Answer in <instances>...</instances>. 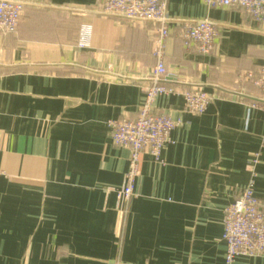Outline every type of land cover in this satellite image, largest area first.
Returning a JSON list of instances; mask_svg holds the SVG:
<instances>
[{
  "label": "crops",
  "instance_id": "obj_1",
  "mask_svg": "<svg viewBox=\"0 0 264 264\" xmlns=\"http://www.w3.org/2000/svg\"><path fill=\"white\" fill-rule=\"evenodd\" d=\"M15 1L17 31L0 30V264H225L224 208L258 152L264 211V102L240 78L264 65V24L238 7L165 0L166 84L176 92L154 107L180 123L163 163L142 154L125 201L130 149L115 144L109 122L138 116L158 24L105 13L106 0ZM202 19L218 31L208 54L183 38ZM85 24L92 38L81 48ZM193 88L212 96L202 114L185 109L181 93Z\"/></svg>",
  "mask_w": 264,
  "mask_h": 264
},
{
  "label": "built area",
  "instance_id": "obj_2",
  "mask_svg": "<svg viewBox=\"0 0 264 264\" xmlns=\"http://www.w3.org/2000/svg\"><path fill=\"white\" fill-rule=\"evenodd\" d=\"M209 7L232 6L244 10L256 21L264 24V0H203ZM23 5L15 0H0V30L16 32L21 20ZM104 12L118 14L130 21H152L158 24L154 54L157 63L152 69L151 85L146 89V99L134 119L111 120L115 144L130 149L129 169L124 183L118 191L119 197L129 201L135 195V184L140 174L141 156L149 152L157 161L162 158L164 147L171 141V132L180 121L167 113L157 112L154 107L156 98L163 94L174 93L176 89L166 84L168 69L164 60L165 41L170 36L169 15L165 0H106ZM215 23L209 19L191 22L183 33L186 46H195L203 54L210 53L217 40ZM92 27L83 25L78 45L89 47ZM242 80H250L260 90L264 102V65L258 73L252 71L240 75ZM185 109L192 114L206 111L212 96L202 88L182 91ZM264 108V107H263ZM260 153L252 159V176L242 188L238 198L224 208L223 240L226 243L225 264H235L240 256H264V211L255 192L256 166Z\"/></svg>",
  "mask_w": 264,
  "mask_h": 264
},
{
  "label": "water",
  "instance_id": "obj_3",
  "mask_svg": "<svg viewBox=\"0 0 264 264\" xmlns=\"http://www.w3.org/2000/svg\"><path fill=\"white\" fill-rule=\"evenodd\" d=\"M168 78H170V76H168Z\"/></svg>",
  "mask_w": 264,
  "mask_h": 264
}]
</instances>
